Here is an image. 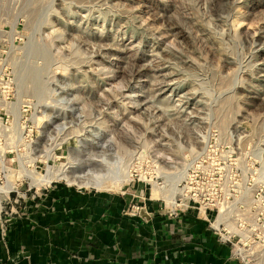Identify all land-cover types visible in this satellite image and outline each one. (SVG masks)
Wrapping results in <instances>:
<instances>
[{"label": "rangeland", "instance_id": "obj_1", "mask_svg": "<svg viewBox=\"0 0 264 264\" xmlns=\"http://www.w3.org/2000/svg\"><path fill=\"white\" fill-rule=\"evenodd\" d=\"M191 162L229 201L213 225L243 221L241 261L264 264V0H0L2 209L98 177L170 204Z\"/></svg>", "mask_w": 264, "mask_h": 264}, {"label": "crops", "instance_id": "obj_2", "mask_svg": "<svg viewBox=\"0 0 264 264\" xmlns=\"http://www.w3.org/2000/svg\"><path fill=\"white\" fill-rule=\"evenodd\" d=\"M6 203L0 264H244L206 216L170 214L132 183L98 190L58 180Z\"/></svg>", "mask_w": 264, "mask_h": 264}, {"label": "built area", "instance_id": "obj_3", "mask_svg": "<svg viewBox=\"0 0 264 264\" xmlns=\"http://www.w3.org/2000/svg\"><path fill=\"white\" fill-rule=\"evenodd\" d=\"M204 167V162H191L190 166L186 170V175L181 179L178 184V191L175 195V202L172 204H164L167 208V211L170 214H174L177 210H188L192 209L195 210L197 213L204 215L209 220V224L218 232L219 236L226 242L230 243L233 247V253L239 257L240 260H243L247 263L248 259L246 256H249L248 253H242V247H239L238 243H243L242 236H243V229L241 226L243 221H240L239 218L236 217L237 214L234 216L239 219L235 223L238 224L240 227H236L235 231L233 229H226L224 226V222H220L217 226H214L211 219L215 221V217L222 212L223 215L227 218L230 216V211L228 208V199L227 197L222 196L221 198L216 197L212 193L208 192L206 189L209 177L205 175L202 171ZM24 195L26 193H23ZM139 204H133L134 210H139ZM214 213V214H213ZM222 227H221V226ZM223 229L225 233L218 231L217 229Z\"/></svg>", "mask_w": 264, "mask_h": 264}, {"label": "bare ground", "instance_id": "obj_4", "mask_svg": "<svg viewBox=\"0 0 264 264\" xmlns=\"http://www.w3.org/2000/svg\"><path fill=\"white\" fill-rule=\"evenodd\" d=\"M131 171H127L126 175L124 178H117L116 180L112 181V185L114 187H119L123 181L125 179H130L131 178ZM22 174V176L24 177H29L30 179H32L33 184H45V183H49L52 182L54 179H70L67 176V173L65 170H61V171H54V170H47L44 173L40 174L38 176V174L35 171H31V170H26L25 168L23 169L22 172H20V175ZM21 177V176H19ZM72 181V180H69ZM78 184V182H77ZM79 186H85V187H95V188H99L102 187V177H98V180H96L94 183H89L86 182L84 184H80ZM15 187V184L13 181H10L9 179H6V182L4 183V185L0 186V211L3 208V194L6 193L7 191L13 189ZM175 202V198L173 200V202L171 201L170 204Z\"/></svg>", "mask_w": 264, "mask_h": 264}, {"label": "trees", "instance_id": "obj_5", "mask_svg": "<svg viewBox=\"0 0 264 264\" xmlns=\"http://www.w3.org/2000/svg\"><path fill=\"white\" fill-rule=\"evenodd\" d=\"M12 193H14V192H12Z\"/></svg>", "mask_w": 264, "mask_h": 264}]
</instances>
